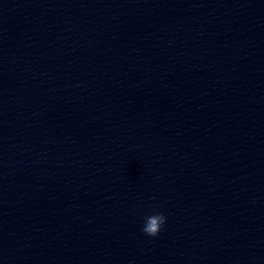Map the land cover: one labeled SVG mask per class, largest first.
Wrapping results in <instances>:
<instances>
[{
  "label": "clouds",
  "instance_id": "clouds-1",
  "mask_svg": "<svg viewBox=\"0 0 264 264\" xmlns=\"http://www.w3.org/2000/svg\"><path fill=\"white\" fill-rule=\"evenodd\" d=\"M166 217L162 213H155L145 218L142 228L144 234L149 237H156L166 223Z\"/></svg>",
  "mask_w": 264,
  "mask_h": 264
}]
</instances>
